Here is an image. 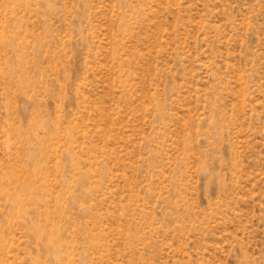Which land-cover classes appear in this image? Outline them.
<instances>
[{
  "label": "rangeland",
  "instance_id": "374dc122",
  "mask_svg": "<svg viewBox=\"0 0 264 264\" xmlns=\"http://www.w3.org/2000/svg\"><path fill=\"white\" fill-rule=\"evenodd\" d=\"M0 264H264V0H0Z\"/></svg>",
  "mask_w": 264,
  "mask_h": 264
}]
</instances>
